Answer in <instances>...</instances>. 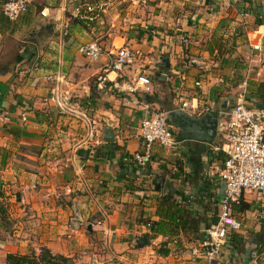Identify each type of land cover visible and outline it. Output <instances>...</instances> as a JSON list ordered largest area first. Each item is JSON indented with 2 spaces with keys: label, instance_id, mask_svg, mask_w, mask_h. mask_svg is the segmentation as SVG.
Segmentation results:
<instances>
[{
  "label": "crops",
  "instance_id": "1",
  "mask_svg": "<svg viewBox=\"0 0 264 264\" xmlns=\"http://www.w3.org/2000/svg\"><path fill=\"white\" fill-rule=\"evenodd\" d=\"M73 1L29 0L26 14L0 31V70L7 69L0 73V109L10 117L0 128V201L6 204L9 222L7 231L0 229V263L6 254L24 255L31 248L46 249L66 264H264V246L255 252L256 239L264 238V224L259 223L264 197L251 192H244L242 202L254 209L234 216L240 223L235 233L244 241L248 258L225 245L206 263L198 242L180 232L157 235L136 247V239L149 234L148 222L157 220L156 199L164 193L177 199L187 196L184 209L214 224L215 201L222 190L217 177L221 156L212 146L184 141L170 149L153 145L142 167L132 161L142 151V102L161 112L190 100L215 110L210 106L216 96L230 87L211 69L215 42L236 46L239 30L230 26L242 21L248 47L258 43L264 25L254 31L253 21L264 19V0H134L151 2L160 11L138 19L139 30L128 40L105 33L99 43L103 54L95 62L81 57L77 47L97 41L92 25L101 24V17L85 28L69 21ZM114 4L108 0L106 11ZM42 9L47 18L38 15ZM224 33H234L235 44ZM177 35L189 39L186 49L176 43ZM118 47L133 55L120 75L105 69L106 53ZM249 54L257 62L258 53L250 49ZM191 57L197 63L187 66L185 60ZM140 72L154 84L146 98L132 90ZM251 72L252 81H261L264 61ZM98 73L107 79L100 94L92 82ZM108 133L112 141L103 142L102 135ZM257 212L258 224L252 225ZM162 242L165 256L155 252Z\"/></svg>",
  "mask_w": 264,
  "mask_h": 264
},
{
  "label": "built area",
  "instance_id": "2",
  "mask_svg": "<svg viewBox=\"0 0 264 264\" xmlns=\"http://www.w3.org/2000/svg\"><path fill=\"white\" fill-rule=\"evenodd\" d=\"M107 1L75 0L70 8L68 20L90 26L105 13ZM28 3L29 0H1L0 13L8 21L14 22L25 13ZM38 15L41 18L48 17L44 9L40 10ZM179 43L186 49L189 46V39L181 35ZM250 48L258 53L256 61L262 63L263 53L259 41ZM77 53L85 60L95 62L103 51L99 43L93 40L78 46ZM106 56L105 69L116 75H120L133 59L132 53L125 47L115 48L114 52H107ZM196 63V59L192 57L186 61L187 66ZM251 73L245 70L244 78L238 86L242 90L238 95V102L230 108L216 110L217 141L212 145L211 151L221 156L217 177L222 183V190L215 201V222L204 230L207 239L198 243L199 254L206 263L212 262L227 245V235L237 232L240 228V223L232 214V205L242 201L244 192H251L256 198L264 197V107H252L243 101L246 83L251 80ZM93 80V88L97 94L107 88V79L101 73L96 74ZM193 85L199 86L200 83L194 82ZM132 90H139L142 95L151 93V84L146 74L140 72L135 75ZM191 101L193 100L181 101L173 110L194 116L213 112L208 107L199 106ZM142 109L145 112L139 123L142 151L132 156V161L140 167L148 162L153 145L170 149L176 142L173 135L175 127L167 118L168 111L150 110L146 102H142ZM20 121H24L23 115ZM9 123L8 113L0 109V128Z\"/></svg>",
  "mask_w": 264,
  "mask_h": 264
},
{
  "label": "trees",
  "instance_id": "3",
  "mask_svg": "<svg viewBox=\"0 0 264 264\" xmlns=\"http://www.w3.org/2000/svg\"><path fill=\"white\" fill-rule=\"evenodd\" d=\"M26 12L27 8L24 14H26ZM9 23L11 22L5 19L0 13V31L7 29ZM77 24L83 26L84 28L88 27L85 26V24H83L82 22ZM261 25H264V19L254 18L253 27H258ZM222 26V21H219L217 28L221 29ZM215 46L217 47L215 52L219 51L221 45L215 42ZM208 53L209 55L212 54L211 51H208ZM5 72H7V69L0 70L1 74ZM243 101L250 104L252 107H264V77L259 82H255L252 80L247 81L245 93L243 95ZM171 110H173V108L167 109V111ZM213 112L216 113V110H214ZM174 196L175 195L173 193L168 192L164 193L156 199L157 204L154 210V215L157 217V220L155 222H148L147 225L149 234L144 235L143 238L145 239V241L153 239L157 235L175 236L179 232L185 236H191L195 243L206 240L207 236L205 235L204 230L209 226L208 222L201 220L198 215H191L188 210L184 209L183 206L188 205V203H186L188 201L187 196H185L183 199H177ZM6 209V204L1 200L0 229L4 230L8 229L9 224V222L7 221ZM253 209L254 208L251 204H247L242 201L235 205H232L231 207L232 214H239ZM201 224L203 226V230L199 231L201 228ZM255 235L256 234H254L253 236L255 237ZM243 242L244 241L242 240L241 236L237 233L232 232L227 235V247L231 250H234V252L236 253L243 254V256L248 258L249 255L248 252L243 248ZM256 246L258 248H256L255 252L258 255L260 253V247L264 246V238L260 240L256 239ZM155 252L159 256L167 255L168 250L166 248V242L160 243L159 248ZM66 262L67 260L65 258L61 256H53L46 249H40L38 255H35L33 252H31L30 255L6 254L4 257V264H66Z\"/></svg>",
  "mask_w": 264,
  "mask_h": 264
},
{
  "label": "rangeland",
  "instance_id": "4",
  "mask_svg": "<svg viewBox=\"0 0 264 264\" xmlns=\"http://www.w3.org/2000/svg\"><path fill=\"white\" fill-rule=\"evenodd\" d=\"M116 4L112 6L110 9L106 11V13L101 15V21L102 23H94L92 25L93 30H95V33L98 35L96 37L97 43H102L104 38L106 36L105 33L110 34V37H123L125 39H129V34H135L139 30V22L138 19L142 18V16L149 13H157V11H160L159 8H153L151 2L147 1L145 3H135L134 0L132 3V0H113ZM74 1L72 2V4ZM71 4V6H72ZM70 6V8H71ZM129 6H135L129 7ZM147 7H152L153 9L147 10ZM141 11V14L138 15L136 9ZM138 27V28H137ZM230 27H236L238 28L239 34H237L235 37H238V43L236 46L231 44H223L219 51L215 52L213 55V62L212 64H215V66L211 69H215V76L218 74V77L221 78L223 82V86L225 84H228L231 89L228 87H224L221 94L217 95L215 98V103L213 106H210L214 108L215 110H218L219 105L223 107H232L238 102L239 100V94L241 93V88H238L237 86L240 85L241 81L244 78L245 70H249L251 73V70H253L255 67H259V63L253 61L252 62V55L249 54V51L251 48L248 47L247 38L245 36V24L242 21H236L234 25L231 24ZM91 28V29H92ZM254 31L256 30L255 27H253ZM224 30H227V26L224 27ZM231 31V30H230ZM260 33V32H259ZM258 33V34H259ZM234 34V33H233ZM233 34L230 36H227L226 33L223 35L226 36L225 39L228 40L232 38L235 39ZM258 34H255L254 36H258ZM130 37V36H129ZM180 37L181 35H177L175 38L176 43L180 46ZM222 39V38H221ZM253 38H251L252 41ZM105 41V40H104ZM235 44V40L233 41ZM101 46V45H100ZM238 49H234V48ZM102 48V47H101ZM164 58V57H162ZM226 59L233 60V62H228ZM255 59V57H254ZM187 60H185L186 63ZM223 64V65H222ZM233 64L234 66H231ZM222 65V66H221ZM221 67V68H220ZM95 77V76H94ZM93 77V78H94ZM155 77V76H154ZM93 80V79H92ZM94 81V80H93ZM92 81V82H93ZM155 83L158 85L159 83L156 81L155 77ZM153 86L154 84L151 83ZM163 87V86H161ZM156 88V87H155ZM154 88V89H155ZM158 89V86H157ZM170 93H168V96ZM225 101V102H224ZM221 103V104H220ZM154 111L161 112V109H155ZM260 213L257 212L256 215L254 214L252 216V225L258 224L257 223V215ZM233 216H237L236 213H233ZM239 217V215L237 216ZM244 223V222H243ZM245 230V229H244ZM243 231V229H242ZM249 231H244V235H247L249 237ZM40 249L37 250H31V248H28L25 251V255H30L31 252H33L35 255H38ZM222 250V249H221ZM1 264V263H0ZM73 264V263H69ZM89 264V263H87Z\"/></svg>",
  "mask_w": 264,
  "mask_h": 264
},
{
  "label": "water",
  "instance_id": "5",
  "mask_svg": "<svg viewBox=\"0 0 264 264\" xmlns=\"http://www.w3.org/2000/svg\"><path fill=\"white\" fill-rule=\"evenodd\" d=\"M261 52L264 54V34L259 40ZM168 66L167 59L163 60ZM147 95H145V98ZM226 107L220 106L219 110H224ZM167 118L170 123L177 129L175 138L176 143L184 141H193L202 145L212 146L217 134V115L214 112H207L203 115L194 116L180 110H171L167 113ZM107 131L108 129L105 128ZM108 132V131H107ZM112 135H102L103 142H111ZM259 223L264 224V218L259 220ZM135 246L140 247L147 245L144 238L139 237L135 241Z\"/></svg>",
  "mask_w": 264,
  "mask_h": 264
}]
</instances>
